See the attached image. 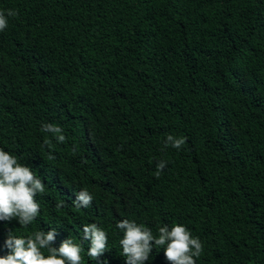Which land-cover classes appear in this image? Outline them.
<instances>
[{
    "label": "trees",
    "instance_id": "16d2710c",
    "mask_svg": "<svg viewBox=\"0 0 264 264\" xmlns=\"http://www.w3.org/2000/svg\"><path fill=\"white\" fill-rule=\"evenodd\" d=\"M7 9L19 14L0 31V149L45 192L28 228L0 221V245L53 227L57 246L79 243L95 223L101 260L125 264L115 224L129 219L154 235L184 225L203 244L196 264H264V0H0ZM169 134L187 137L182 149L163 147ZM81 189L89 208L72 205ZM147 264H167L163 249Z\"/></svg>",
    "mask_w": 264,
    "mask_h": 264
},
{
    "label": "clouds",
    "instance_id": "9594fccd",
    "mask_svg": "<svg viewBox=\"0 0 264 264\" xmlns=\"http://www.w3.org/2000/svg\"><path fill=\"white\" fill-rule=\"evenodd\" d=\"M18 10L7 9L0 11V31L8 27V18L18 16ZM42 132L51 134L57 143H65L66 136L63 128L55 124L44 123ZM187 137L166 136L163 147L180 150L185 145ZM50 140H44V146ZM49 160L55 156L49 152ZM167 162L161 160L156 164L155 175L159 177L166 168ZM45 192V184L40 176L33 171V167L23 164L20 159L3 149H0V221L13 220L19 228L26 229L37 219L41 205L37 197ZM93 196L87 189L75 193L72 205L76 209L91 207ZM63 200L55 207H65ZM115 228L122 234L119 246L125 264H147L153 248L163 249L167 264H196V259L203 253V244L198 237L182 224H173L171 227L164 224L153 231L144 224L135 220L122 219L115 224ZM80 242L71 238L62 239L57 246V237L60 233L56 228L32 231L26 235H17L16 231H8L0 245V264H84L83 245H88L86 255L96 264H107L101 257L108 251L107 232L95 223L82 226Z\"/></svg>",
    "mask_w": 264,
    "mask_h": 264
}]
</instances>
